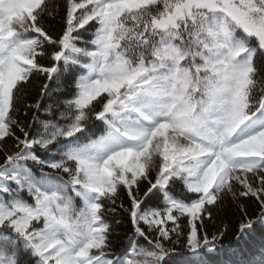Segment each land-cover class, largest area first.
Segmentation results:
<instances>
[{
	"label": "snow or ice",
	"instance_id": "6c2138e0",
	"mask_svg": "<svg viewBox=\"0 0 264 264\" xmlns=\"http://www.w3.org/2000/svg\"><path fill=\"white\" fill-rule=\"evenodd\" d=\"M0 264H264V0H0Z\"/></svg>",
	"mask_w": 264,
	"mask_h": 264
},
{
	"label": "trees",
	"instance_id": "16d2710c",
	"mask_svg": "<svg viewBox=\"0 0 264 264\" xmlns=\"http://www.w3.org/2000/svg\"><path fill=\"white\" fill-rule=\"evenodd\" d=\"M114 223V222H113ZM114 227L116 228V232L119 234L118 238H116V242L118 244H126L127 241L125 240V235L129 229V224L128 221L126 219L122 220V222L119 225H116L114 223ZM115 237V234H114ZM229 257L224 254V255H218V256H213V257H208L209 260H222V259H228Z\"/></svg>",
	"mask_w": 264,
	"mask_h": 264
}]
</instances>
